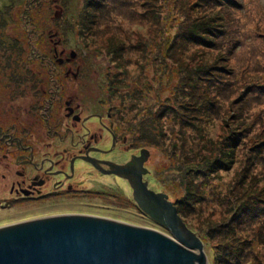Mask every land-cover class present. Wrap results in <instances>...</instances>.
I'll return each mask as SVG.
<instances>
[{
  "label": "rangeland",
  "instance_id": "rangeland-1",
  "mask_svg": "<svg viewBox=\"0 0 264 264\" xmlns=\"http://www.w3.org/2000/svg\"><path fill=\"white\" fill-rule=\"evenodd\" d=\"M0 11V55L11 54L18 69L31 45L34 52L63 53L83 99L97 101L119 136L150 154L148 186L174 206L188 196L187 214L179 217L202 242L208 264H235L225 253L250 239L240 264L264 263L263 226H242L248 217L237 210L247 201L264 225V201L255 198H264V0H0ZM212 15L217 48L206 43L202 27ZM35 135L29 143L41 145ZM1 141L3 201L10 197L12 162ZM200 156L218 173L192 172ZM78 171L94 193L41 204L8 201L0 205V226L84 213L173 238L136 207L125 183L96 177L100 185ZM227 224L235 236L212 233ZM254 228L261 231L257 240Z\"/></svg>",
  "mask_w": 264,
  "mask_h": 264
},
{
  "label": "flooded vegetation",
  "instance_id": "flooded-vegetation-1",
  "mask_svg": "<svg viewBox=\"0 0 264 264\" xmlns=\"http://www.w3.org/2000/svg\"><path fill=\"white\" fill-rule=\"evenodd\" d=\"M36 50L32 46L20 54L18 69L11 54L0 56V141L9 146L5 158L12 162L6 168L10 197L0 205L74 200L86 191L94 193L85 189L86 181H79L82 170L100 185L96 177L125 183L140 211L158 224L166 220L169 209L160 204L166 194L153 191L146 181L150 154L132 147L126 135L120 137L97 101L83 99L86 92L73 85L78 79L73 70H65L69 60L63 53ZM35 134L44 145L29 143ZM140 177L158 202L144 200ZM167 202L173 204L169 197Z\"/></svg>",
  "mask_w": 264,
  "mask_h": 264
},
{
  "label": "water",
  "instance_id": "water-1",
  "mask_svg": "<svg viewBox=\"0 0 264 264\" xmlns=\"http://www.w3.org/2000/svg\"><path fill=\"white\" fill-rule=\"evenodd\" d=\"M139 185L145 201L158 202L141 177ZM167 200L160 202L169 209L160 224L173 238L103 216L48 215L0 226V264H208L202 242Z\"/></svg>",
  "mask_w": 264,
  "mask_h": 264
},
{
  "label": "trees",
  "instance_id": "trees-1",
  "mask_svg": "<svg viewBox=\"0 0 264 264\" xmlns=\"http://www.w3.org/2000/svg\"><path fill=\"white\" fill-rule=\"evenodd\" d=\"M219 1L220 2H227L228 3L230 0H213V3H215V4L216 3H220ZM0 13H2V12L0 11ZM217 18H218V16L216 17V15L209 16L204 21L203 26H202L203 27L204 37L206 38V43L207 44H210V45L211 44H214V47L215 48H217V41H218L217 39L220 37V36H218L219 31H218V29L216 27ZM24 44H26L25 46H27V45L29 46L30 43H28V44L27 43H24ZM196 44H198L197 46H203L198 41L196 42ZM9 46L11 47V44H9ZM31 47H32V45L30 46V49H31ZM206 49H212V48L210 46H208ZM25 50H26V54L29 53V51H30V50H27V49H25ZM9 51L10 50H7L5 52H9ZM42 52H45V51L43 50ZM74 54H76V52ZM233 134L234 133L231 131L226 138L232 137ZM212 156H213V154H212ZM199 159L201 161L198 160L197 163H196V160H195L193 162V165L190 167V169L192 170V172L193 171L198 172V168H199V170H201L204 173H207L208 170H209V172H211V174L218 173L219 168H215L213 166H211L209 168L207 167V165H209V163L207 161L210 158H207V159L204 160L200 156ZM196 175L197 174L194 173L193 174V177L196 176ZM191 185H192L191 183H190V185H188V182L186 183V187H188L186 191H188L187 193H189V194L192 193V199H193L195 192L193 191V189L191 187H189ZM255 198L264 201V198L263 199H260V196H255ZM189 201L190 200H189L188 196H186L183 199H180L179 201H177V203H175V207L177 208L178 215H185V214H187L186 212H184V211H186L184 209H186V207L189 205ZM237 205H238V209L237 210L239 211V214L247 215V217H248V220H246L245 223L241 224L242 226L247 227V229H249V230L253 229L251 227L254 226V225H260V226H263V228H264V225H262V223H260V222L256 223V221H255V220H257V219H255L256 218V212H251L250 211L251 206H250V204L247 203V201H245V202L243 201L242 203L239 202V203H237ZM234 217H235V215L232 214V217H231V220L232 221H234ZM235 228L233 227V225L227 224V225H225L223 227V230L217 228V229L213 230L212 233H215V234H218V235L219 234H223V235L229 236V237H230V235L231 236H235V234L233 235V231L234 232L236 231ZM254 231L256 232L257 229L254 228ZM254 236H255V239L257 240L258 237L261 236V231H260V233H257V232L254 233ZM223 239H224V237H223ZM248 241L249 242L245 241L246 244H241V245L233 246L234 249L229 250L228 253L226 252L225 254H228L231 257V259L233 260V262L235 264H240L241 260L242 259L245 260L246 256L249 253V245L251 243L250 242L251 239L248 240ZM247 248H248V250L246 251ZM245 251H246V253H245ZM244 254H245V256H244ZM257 264H261V263H257Z\"/></svg>",
  "mask_w": 264,
  "mask_h": 264
},
{
  "label": "bare ground",
  "instance_id": "bare-ground-1",
  "mask_svg": "<svg viewBox=\"0 0 264 264\" xmlns=\"http://www.w3.org/2000/svg\"><path fill=\"white\" fill-rule=\"evenodd\" d=\"M147 196H148V195H147ZM149 196H150V194H149ZM149 196H148V197H149ZM146 200H147L148 203H152V202H153L152 200H149V199H147V198H146ZM179 229H180L181 235H182L185 239H187L188 241L192 242V239H191V237L189 236L188 232H187L182 226H180Z\"/></svg>",
  "mask_w": 264,
  "mask_h": 264
}]
</instances>
